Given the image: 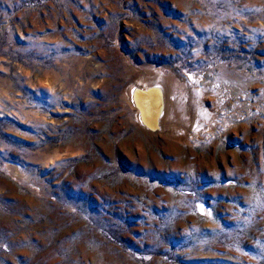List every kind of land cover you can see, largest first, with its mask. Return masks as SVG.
Here are the masks:
<instances>
[{
	"label": "rangeland",
	"instance_id": "obj_1",
	"mask_svg": "<svg viewBox=\"0 0 264 264\" xmlns=\"http://www.w3.org/2000/svg\"><path fill=\"white\" fill-rule=\"evenodd\" d=\"M0 264H264V0H0Z\"/></svg>",
	"mask_w": 264,
	"mask_h": 264
},
{
	"label": "water",
	"instance_id": "obj_2",
	"mask_svg": "<svg viewBox=\"0 0 264 264\" xmlns=\"http://www.w3.org/2000/svg\"><path fill=\"white\" fill-rule=\"evenodd\" d=\"M158 90L159 88L155 86L148 88L146 91L141 89H135L131 96L132 104L136 108L140 116V123L149 131H155L159 128L158 122L161 116L162 97ZM136 95H139L140 97L136 99ZM144 96L146 97V102L149 103L150 106L149 112H151L150 118L146 120L143 116L144 107L142 105L144 104L142 100L144 99Z\"/></svg>",
	"mask_w": 264,
	"mask_h": 264
},
{
	"label": "bare ground",
	"instance_id": "obj_3",
	"mask_svg": "<svg viewBox=\"0 0 264 264\" xmlns=\"http://www.w3.org/2000/svg\"><path fill=\"white\" fill-rule=\"evenodd\" d=\"M154 86L159 88L158 91L160 92L161 97H162V106H161L162 109H161V116L159 118L158 125H159L160 129L162 128V129L165 130L168 127L169 123H170L171 106H169V98H168L169 91L164 86L162 80H160L159 78L158 79L157 78L142 79V80H140L138 82H135L134 86H130L128 88V90H127V94H128L129 97H131L135 89H141V90L146 91L148 88L154 87ZM137 87H142V88L144 87V88L142 89V88H137ZM135 97H136V99H138V97H140V96L136 95ZM143 98H144V99H142L143 103H144V104H142L143 107H144L143 116L145 117V120H146V119L150 118V113L151 112H149V110H150L149 107L150 106H149V103L146 102V97L144 96ZM136 118H137L138 122L140 123V116H139L138 112H136Z\"/></svg>",
	"mask_w": 264,
	"mask_h": 264
}]
</instances>
